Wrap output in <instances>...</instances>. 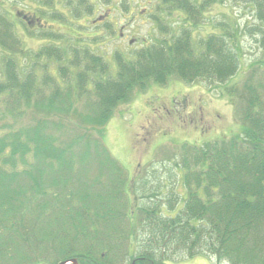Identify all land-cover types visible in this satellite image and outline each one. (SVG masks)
<instances>
[{
	"label": "trees",
	"instance_id": "obj_1",
	"mask_svg": "<svg viewBox=\"0 0 264 264\" xmlns=\"http://www.w3.org/2000/svg\"><path fill=\"white\" fill-rule=\"evenodd\" d=\"M215 1L161 0L156 23L169 33L161 21L165 26L182 8L185 23L197 26L199 8ZM242 1L255 14L257 25L249 31L262 34L264 45V0H236ZM128 11L123 4L122 13ZM194 32L164 35L136 50L132 60L116 59L113 73L103 56L76 44L67 64V35L61 38L63 52L52 41L53 47L24 54L16 24L0 14V109L9 128L0 135V264L40 258L117 264L114 257L125 246L135 264H166V257L179 252L214 256L219 264H264V65L253 64L247 72L245 102L237 108L241 133L217 139L204 156L197 152L196 163H207L203 170L184 161L188 196L179 209L174 198L165 207L169 214L160 201L139 205L134 181L124 178L102 140L114 106L135 87L167 84L173 76L221 85L239 73L230 36L211 33L195 40ZM51 61L59 64L57 71L50 70ZM139 230L148 240L136 258L127 242Z\"/></svg>",
	"mask_w": 264,
	"mask_h": 264
},
{
	"label": "rangeland",
	"instance_id": "obj_2",
	"mask_svg": "<svg viewBox=\"0 0 264 264\" xmlns=\"http://www.w3.org/2000/svg\"><path fill=\"white\" fill-rule=\"evenodd\" d=\"M95 1L0 0V14L16 24L20 49L24 54L32 56L38 53L39 49L48 47L47 45L53 47L50 46L52 41L58 43V49L63 52L64 46L61 47L63 35L61 34L69 21L75 22L79 33L76 37L66 34L72 37L69 38L70 43L67 45L71 49L64 53L67 64L73 56L72 50L75 47L73 44H76L78 45L76 49L86 50L88 53L90 50L92 53L103 56L110 63L113 73L117 68L116 59L132 60V54L137 48L143 46V42L154 43L164 35L179 37L187 30H195L193 35L195 40L211 33L230 36L229 46L239 57V73L221 85H217L218 83L214 80L206 79L187 84L173 76L164 86L148 82L144 88L135 87L129 98L125 101L121 100L114 106L109 118L102 126V140L112 157L123 169L124 178L128 180L136 176L134 188L140 199L139 205H153L157 203L156 201H160L164 204L162 211L169 214L165 207H169L174 198L177 201L179 199L177 206L179 209L188 196V186H185L183 182L184 161L190 159L192 170H203L207 163L206 161L196 163L197 152L204 156L202 151L205 149L210 151L217 139L221 141L227 136L241 133L243 115L237 108L245 102L244 82L249 68L253 64L264 65L263 35L249 31L250 27L257 24L252 7L246 5L244 1L205 2V8H199L200 17L207 16L209 19L200 23V26H189V23H185L186 15L178 10L171 18H166L165 26L161 21L165 29L167 26L170 27V32L166 34H163L155 23L156 17H161V13L157 12L156 3H152L149 8L136 11L132 20H129L130 14L125 15L117 9L115 14L111 13L108 16L105 14V8L99 3L95 5ZM115 1L101 0V3L105 5ZM117 1L121 10L123 4L129 10L134 5L133 0ZM141 1L146 3V0ZM145 3L142 4L145 5ZM196 3L200 5L204 2L196 0ZM24 13L30 18L38 14L45 27L39 23L37 27L27 25L25 21L19 19ZM54 19L58 35L50 30L51 21ZM93 19H96V22L92 21ZM99 21H101L99 28L103 30V35L98 37L100 46L90 49V38L96 39L94 36L98 26H95V23ZM123 23V36L120 38L118 33ZM44 60V58L41 59V61ZM66 61L63 64H66ZM58 65L57 62L51 61L50 70L57 71ZM232 102L237 105L234 107ZM177 110L186 113L184 120H178L174 116ZM200 110L203 111L202 116L199 114ZM3 116V110L0 109V135L9 130L5 126L8 122ZM192 120L208 129L207 132L201 135L199 130L191 128ZM95 168L99 172V167ZM76 190L78 191L77 188ZM259 235L255 232L253 236L256 238ZM147 240L145 233L139 230L133 240L127 242V247H133L136 257L146 246ZM94 244L98 246V243ZM126 249L125 246L117 252L114 257L117 258V264H125L129 260L130 256L124 254ZM164 260L168 264H219L214 256L202 253L193 258L179 252Z\"/></svg>",
	"mask_w": 264,
	"mask_h": 264
},
{
	"label": "flooded vegetation",
	"instance_id": "obj_3",
	"mask_svg": "<svg viewBox=\"0 0 264 264\" xmlns=\"http://www.w3.org/2000/svg\"><path fill=\"white\" fill-rule=\"evenodd\" d=\"M155 1H158V0H146V4L148 5V6H150L153 2H155ZM97 3H99V5L101 6V7H104V3L102 4L101 3V0H96L95 1V5L97 4ZM138 3L139 2H136V7H138V6H140V4L138 5ZM107 15L109 16L110 15V13H107ZM94 20V19H93ZM92 20V21H93ZM70 22V21H69ZM94 22H96V21H94ZM55 23H56V20L54 19L53 21H51V25L50 26H52V28H50V30L51 31H53L55 34H56V29H55ZM101 23V21H99V22H97V23H95V26H98V30L97 31H95V36H98V35H100L101 33H102V30H101V28H99V24ZM84 26V25H83ZM86 28H91V27H86ZM62 33H67V34H69V35H72V36H74V37H76V35L79 33V30L76 28V27H74L73 25H71V24H69V23H67L66 24V27H65V31L64 32H62ZM122 36H123V33L121 34ZM199 114L202 116L203 115V111H199ZM176 115L178 116V117H180V118H183L185 115H184V113H183V111H180V110H177L176 111ZM68 260H72V263H70ZM74 260L76 261V263L77 264H81L80 263V261L79 260H77V259H73V258H69V259H63V260H59L57 263L56 262H53V260H52V263H51V259L50 258H40L39 259V262L37 263V264H75L74 263ZM131 264H135V263H131Z\"/></svg>",
	"mask_w": 264,
	"mask_h": 264
},
{
	"label": "water",
	"instance_id": "obj_4",
	"mask_svg": "<svg viewBox=\"0 0 264 264\" xmlns=\"http://www.w3.org/2000/svg\"><path fill=\"white\" fill-rule=\"evenodd\" d=\"M74 263L77 264L75 260H74Z\"/></svg>",
	"mask_w": 264,
	"mask_h": 264
}]
</instances>
